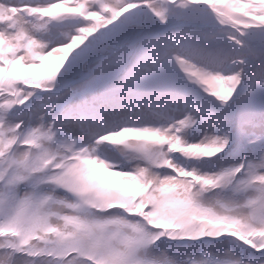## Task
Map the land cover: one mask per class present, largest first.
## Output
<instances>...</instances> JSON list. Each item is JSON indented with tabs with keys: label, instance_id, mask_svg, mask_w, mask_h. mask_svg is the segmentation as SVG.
<instances>
[{
	"label": "snow or ice",
	"instance_id": "snow-or-ice-1",
	"mask_svg": "<svg viewBox=\"0 0 264 264\" xmlns=\"http://www.w3.org/2000/svg\"><path fill=\"white\" fill-rule=\"evenodd\" d=\"M0 264H264V0H0Z\"/></svg>",
	"mask_w": 264,
	"mask_h": 264
}]
</instances>
